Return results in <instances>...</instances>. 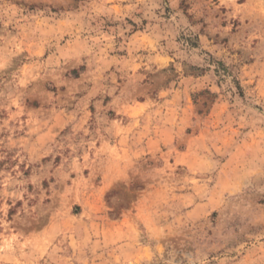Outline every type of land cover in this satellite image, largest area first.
<instances>
[{"label": "rangeland", "instance_id": "1", "mask_svg": "<svg viewBox=\"0 0 264 264\" xmlns=\"http://www.w3.org/2000/svg\"><path fill=\"white\" fill-rule=\"evenodd\" d=\"M0 264H264V0H0Z\"/></svg>", "mask_w": 264, "mask_h": 264}]
</instances>
